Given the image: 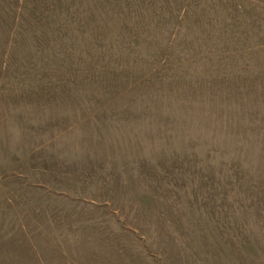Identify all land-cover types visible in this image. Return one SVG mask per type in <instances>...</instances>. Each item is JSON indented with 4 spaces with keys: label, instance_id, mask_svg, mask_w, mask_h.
I'll return each instance as SVG.
<instances>
[{
    "label": "rangeland",
    "instance_id": "rangeland-1",
    "mask_svg": "<svg viewBox=\"0 0 264 264\" xmlns=\"http://www.w3.org/2000/svg\"><path fill=\"white\" fill-rule=\"evenodd\" d=\"M0 264H264V0H0Z\"/></svg>",
    "mask_w": 264,
    "mask_h": 264
}]
</instances>
